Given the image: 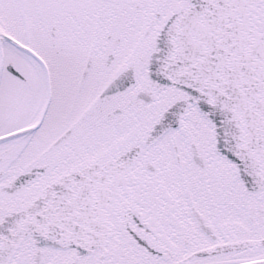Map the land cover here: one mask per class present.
I'll return each instance as SVG.
<instances>
[{
	"label": "snow or ice",
	"instance_id": "snow-or-ice-1",
	"mask_svg": "<svg viewBox=\"0 0 264 264\" xmlns=\"http://www.w3.org/2000/svg\"><path fill=\"white\" fill-rule=\"evenodd\" d=\"M0 264H264V0H0Z\"/></svg>",
	"mask_w": 264,
	"mask_h": 264
}]
</instances>
